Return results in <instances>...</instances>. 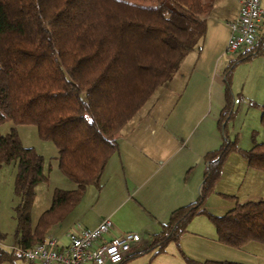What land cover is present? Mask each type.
Returning <instances> with one entry per match:
<instances>
[{
	"label": "trees",
	"instance_id": "1",
	"mask_svg": "<svg viewBox=\"0 0 264 264\" xmlns=\"http://www.w3.org/2000/svg\"><path fill=\"white\" fill-rule=\"evenodd\" d=\"M213 4L214 0H0V126L7 121L34 125L40 140L54 144L58 169L74 184L72 190H54L49 208L32 227L35 187L47 181L43 157L22 145L15 128L0 134V168L11 163L16 168L17 246L33 247L45 240L47 230L79 203L88 185L100 188L121 130L173 78L182 59L199 51ZM258 56H264V33L259 32L256 43L223 71L225 104L217 122L222 135L223 123L234 114L231 72L238 63ZM260 109L264 127V103ZM230 151L238 152L249 168L264 172V141L241 150L223 137L219 148L204 155L196 201L171 212L146 252L154 256L165 252L168 244H177L197 216L212 223L220 245L264 246V199L236 202L220 216L203 207ZM180 255L186 264H243L198 262ZM7 256L19 257L0 250V260Z\"/></svg>",
	"mask_w": 264,
	"mask_h": 264
},
{
	"label": "rangeland",
	"instance_id": "2",
	"mask_svg": "<svg viewBox=\"0 0 264 264\" xmlns=\"http://www.w3.org/2000/svg\"><path fill=\"white\" fill-rule=\"evenodd\" d=\"M219 12L220 7L217 6L210 15L218 17L220 14ZM212 23L215 25L214 21H212ZM216 25L218 27L221 26L218 23H216ZM259 33H264V23L260 24ZM219 34L217 38H220ZM232 59L233 57L224 54L222 58H218L211 68H207L206 66L207 70H204L200 74L193 73L190 78L188 74H185L183 78H179L177 74L174 75L169 82L163 84L155 91L147 103L121 130V133L127 136V134L129 135L131 133V128L133 126H142L143 123L153 120L154 115L158 117L163 115L162 120H164V123L171 122L172 120L182 121L184 123V128L180 130L181 133L183 135L193 133L195 136L196 130L200 131V129H197L198 122L208 116L214 104L212 91L210 85H208L210 73L212 74L213 69L215 73L217 72L222 75V71ZM210 65L211 64L208 66L210 67ZM229 90L234 114L231 119L223 123L224 135H222L219 129L218 132L222 140L223 137H226L227 141L236 142L237 148L248 150L254 143H261L264 141V127H262L259 122L261 115L260 106L264 103V56H258L248 61L238 63L231 72ZM187 105L197 106L198 109L188 121H183L180 117L182 112H177V110L181 109V107L187 108ZM175 115L177 116L174 117ZM11 128L17 130L24 147L34 148L44 160L43 171L47 176V181L35 187V197L30 210V223L31 226L34 227L40 215L49 208L54 190H69L74 189V187L71 188L72 183L58 169L56 147L51 141L40 140L34 125H14L10 121H7L1 124L0 134L3 135L8 133ZM253 132H255L254 135H252ZM117 152L118 150L114 154ZM257 172V170L247 166L246 161L238 152L230 151L223 162L220 176L213 187V191L204 199L203 207L205 210L212 215L220 216L233 208L236 202L244 203L247 201L264 199V173ZM15 173L16 168L13 163L4 165L0 168V234L2 235L0 238V250L7 254H11L15 247L14 236L16 232V222L13 211L16 204L13 190ZM167 175L168 170L160 171L156 174L155 179L162 180V178L167 177ZM181 176V170H178V179H186L187 177L186 175H183V177ZM148 178L150 179V177ZM111 180L112 177L105 166L100 184L105 185L107 184L106 181L109 184ZM159 180L157 182H159ZM147 185H150V183L145 186L141 185L137 188L139 191L138 195L144 197L146 201L147 196L150 198V195L155 194V191L151 190ZM108 196V188L102 190V188H98L95 185H88L84 190L82 200L79 201V205L77 204L78 208L82 207L85 210L86 207V210H88V207L95 204L99 199L96 206L100 212L111 210L109 212L111 213L116 209V213L111 221L114 224L118 223L119 225L117 227L122 231H129L138 236V243L136 244L140 247L139 252L141 253L128 259V262L129 260H137L139 256L144 254L143 252H146L145 250L150 244V236L146 235V233H144L145 231H143V226L146 223L150 224L152 222L148 214V209L139 198H137L138 196L134 197L135 200L129 201L119 206V208L118 200L113 201ZM147 203L149 205L151 204L148 201ZM154 206L159 208V204ZM88 215L91 214L88 213L86 216ZM195 218L196 217L192 220ZM202 218L204 221L200 224V228H204L207 225L209 227L208 231H198L196 233H187L186 231L181 235L177 244H168L165 248V252H178L179 255L180 252H189L196 256L205 255V259L225 260L243 264H264V246L250 243L244 245L243 248L241 247L242 249H236L217 244L212 240L213 235L215 236L214 226L206 216H202ZM65 222L58 228H49L45 235L48 237L49 235L53 236L52 230L54 229L55 235L61 237L65 229ZM187 230L189 231V226ZM183 236H185L183 241H180ZM0 264L31 263L21 257L8 258L7 256V258L3 257V259L0 260Z\"/></svg>",
	"mask_w": 264,
	"mask_h": 264
},
{
	"label": "crops",
	"instance_id": "3",
	"mask_svg": "<svg viewBox=\"0 0 264 264\" xmlns=\"http://www.w3.org/2000/svg\"><path fill=\"white\" fill-rule=\"evenodd\" d=\"M217 6L220 7L219 16L213 17L209 15L207 17V29L201 47L199 51H192L182 59L176 72L179 78H183L185 74H188L189 78L193 73L200 74L207 70L206 66L211 68L218 58L223 57L229 36L226 22L236 19L239 5L234 0H214L213 9H216ZM262 6H264V3H262ZM212 21H214L215 25H213ZM216 23L221 26L218 27ZM262 23H264V19L259 23V27ZM218 34L220 38H217ZM209 64H211L210 67L208 66ZM223 71L222 75L215 73L213 69L212 74L210 73L208 85H210L212 91L214 104L208 116L198 122L197 129H200V131L196 130L195 136L193 133L187 135L181 133L180 130L184 128L182 121L172 120L164 123V120H162L163 115L161 117L154 115L153 120L143 123L142 126H133L129 135L124 136L121 133L118 138V152L112 155L107 162L106 168L112 180L109 184L106 181L107 184L101 185L100 188L102 190L109 189L108 197L113 201L118 200V208L129 201L135 200L134 197L138 196L137 198L146 206L152 219L150 224L146 223L143 226L144 233L150 236V242L152 236L160 230V224L168 221L173 210L195 202L197 195L199 196L200 193L203 180L202 171L206 165L203 160L204 155L216 150L221 145L222 139L218 132L217 122L219 112L225 104ZM197 109V106L187 105V108L181 107L177 112H182L181 119L188 121ZM118 153H121L120 156ZM165 170H168L167 177L162 178V180L158 179L159 182H157L158 180L155 179L156 174ZM178 170H181V177L183 175L187 176L186 179L177 178ZM257 173L264 172L258 171ZM149 183L150 185L147 186L155 191L154 195L149 196L150 198L147 196V201L152 206L147 203L144 197L138 195L139 191L137 189L139 186H145ZM73 187L74 184H72L71 188ZM98 202L99 199L95 204L89 206L88 210H86V207L85 210L82 207L78 208V204L62 222L52 226L53 228H58L66 221L63 235L61 237L56 236L53 229V236L49 235L46 238H54L59 244H64L65 234L77 225L82 228L92 229L105 218L111 221L116 209L111 213H109L111 210L100 212L96 206ZM157 204H159V208L154 206ZM88 213L91 215L86 216ZM202 219V216H198L192 220L188 225L189 231L187 230V233L208 231L209 227L207 225L204 228H200V224L204 221ZM111 223L112 235L129 232L119 229L117 227L118 223L114 224L112 221ZM184 237L180 241H183ZM215 239L216 233L215 236L213 235L212 240L217 243ZM139 251L140 247L134 244L122 264H186L178 252H162L154 256L152 252H143L144 254L139 256L137 260H129L128 262L132 255L140 254L141 252ZM183 254L198 262L206 260L225 261L205 259V255L196 256L189 252H183Z\"/></svg>",
	"mask_w": 264,
	"mask_h": 264
},
{
	"label": "built area",
	"instance_id": "4",
	"mask_svg": "<svg viewBox=\"0 0 264 264\" xmlns=\"http://www.w3.org/2000/svg\"><path fill=\"white\" fill-rule=\"evenodd\" d=\"M238 3L236 19L226 22L229 36L224 54L235 58L257 41L259 23L264 19V0H234ZM112 223L103 219L95 228L79 225L65 234V243L46 238L33 247L15 244L12 252L32 264H120L132 246L138 243L135 233L111 234Z\"/></svg>",
	"mask_w": 264,
	"mask_h": 264
}]
</instances>
